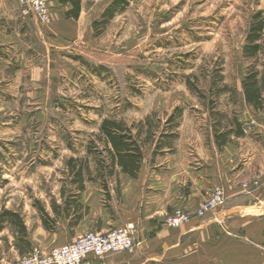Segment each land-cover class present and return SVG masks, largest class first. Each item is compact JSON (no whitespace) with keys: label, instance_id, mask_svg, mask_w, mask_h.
<instances>
[{"label":"rangeland","instance_id":"1","mask_svg":"<svg viewBox=\"0 0 264 264\" xmlns=\"http://www.w3.org/2000/svg\"><path fill=\"white\" fill-rule=\"evenodd\" d=\"M112 1L84 0L79 19H67V8L55 1L48 25L21 17V81L12 72L0 78V210L19 211L29 237L43 229L35 200L54 214L52 202L62 203L63 188L73 187L69 157L88 158L96 174L88 146L95 140L102 148L97 136L106 117L138 124L150 115L162 131L176 113L175 131L184 133V145L193 143L195 127L210 141L219 117L227 126L238 118L258 134L260 112L247 108L242 98L250 65L243 47L251 17L264 11V0H132L97 35L93 23ZM219 76L224 77L219 86L235 88L236 96L222 93L212 108L210 84ZM249 114L258 121L246 122ZM144 150L151 152V144ZM96 180L88 186L101 188L103 198L104 187ZM178 208L183 207L174 211ZM96 220L94 210L78 237L98 233ZM14 240L10 227L0 233V247ZM35 247L51 251L39 246L31 251Z\"/></svg>","mask_w":264,"mask_h":264},{"label":"crops","instance_id":"2","mask_svg":"<svg viewBox=\"0 0 264 264\" xmlns=\"http://www.w3.org/2000/svg\"><path fill=\"white\" fill-rule=\"evenodd\" d=\"M22 34L15 1L0 0L2 79L12 72L21 81ZM257 116L261 118L250 114L244 118L246 122L260 120L257 135L245 127L243 135L234 136L222 148L213 136L207 142L197 127V143L194 134L193 143L184 145V133L179 132L172 146L156 153L155 143L151 144L139 176L133 178L119 171L108 179L109 194L104 189L103 198L101 188L90 191L88 183L93 180L86 179L81 202L90 213L85 212L78 223L62 216L52 230L42 220L41 234L31 232L30 248L39 246L49 252L73 241L89 227L82 221L96 210L97 220L92 224L96 232L134 223L136 247L131 253L91 254V264H264V112ZM255 181L259 184L254 185ZM95 183L102 186L100 179ZM216 186L224 190L223 206L179 227L168 226L167 219L175 207L194 212ZM7 245L8 249L0 247V264L28 253L20 252L15 244Z\"/></svg>","mask_w":264,"mask_h":264},{"label":"trees","instance_id":"3","mask_svg":"<svg viewBox=\"0 0 264 264\" xmlns=\"http://www.w3.org/2000/svg\"><path fill=\"white\" fill-rule=\"evenodd\" d=\"M61 6L67 7L64 11L67 19H79L82 11L83 0H57ZM132 0H113L103 11L100 19L94 21L93 28L97 35L102 33L109 22L116 14L123 12ZM243 57L250 60V65L242 80V98L247 107H252L257 112H264V11L255 12L250 20L249 29L246 34V42L243 47ZM224 77L219 76L216 80H211L210 91L213 94L209 98V105L214 108L216 97L225 92H231L236 96V89L223 84ZM194 89L192 84H189ZM206 98L204 92H200ZM179 109H177L178 111ZM182 117V114H179ZM166 125L162 131H158V126L153 124L151 116L138 124H129L124 118L106 117L102 120L98 134V142L93 140L88 146V152L94 153L96 162V174L93 172L88 158L71 156L66 160L71 189L63 188L62 203L54 200L51 215L41 200H35L34 205L39 209L44 226L52 230L57 220L65 216L78 223L85 215V208L81 202V194L86 189V179H100L102 185L109 194L108 179L122 172L133 178L139 176L144 157L145 148L149 144L155 143V153L163 149L166 145L172 146L179 132L175 131L180 126V120H176V113L170 115L166 120ZM222 123L220 117L213 124V139L215 144L222 148L233 137L241 136L245 133L244 126L238 118L233 119V124L227 126ZM170 127L171 131L168 130ZM70 147H73L69 143ZM1 172V171H0ZM10 227L14 236V244L20 252L31 251L32 241L29 237L28 227L22 214L14 209L3 208L0 210V233Z\"/></svg>","mask_w":264,"mask_h":264},{"label":"built area","instance_id":"4","mask_svg":"<svg viewBox=\"0 0 264 264\" xmlns=\"http://www.w3.org/2000/svg\"><path fill=\"white\" fill-rule=\"evenodd\" d=\"M19 15L31 22L51 24L54 20L53 7L57 0H14ZM258 185L259 182H253ZM246 186L249 184L246 183ZM225 194L221 186L214 187L209 196L194 212L178 208L173 211L167 224L171 227H179L189 222L194 217L202 218L207 213L223 206ZM135 224L128 223L122 227H115L104 233H86L71 242L54 247L48 254L39 248H34L29 254L24 255L12 264H91L89 256H105L116 253L134 252Z\"/></svg>","mask_w":264,"mask_h":264}]
</instances>
